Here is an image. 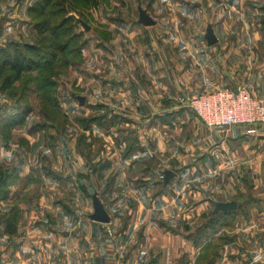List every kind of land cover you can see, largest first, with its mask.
Here are the masks:
<instances>
[{
  "label": "rangeland",
  "instance_id": "1",
  "mask_svg": "<svg viewBox=\"0 0 264 264\" xmlns=\"http://www.w3.org/2000/svg\"><path fill=\"white\" fill-rule=\"evenodd\" d=\"M256 1L54 0L38 16L28 11L34 0H0V48L40 43L55 54L61 42L71 41L66 51L56 52L57 61L48 69L56 84L58 111L44 102L47 92L36 93L27 83L37 72L23 74L8 89L1 88V80L9 69L0 80V124L26 111L22 124L0 132L6 141L0 166L28 172L19 175L12 196L0 198V264H123L149 251H165V264H189L188 256L196 250L186 248L188 244L180 247L178 241L183 234H194L201 222L188 208L194 201L191 182L184 181L182 190L174 174L168 180L173 184L165 188L161 183V171H175L177 153L191 151L187 139L184 147L179 140L188 123L176 120L173 127L161 126L155 112L178 106L194 115L185 97L229 87L211 83L192 90V78L201 70L211 82L221 67L226 69L224 62L216 66L213 57L212 66L208 59L203 66L202 54L209 56L205 50L220 42H243L231 29H258L264 12ZM138 6L155 24L137 23ZM63 18H68L65 28L55 40L51 30ZM209 24L218 37L210 46L204 39ZM254 40L249 34V53L256 56L264 52V42ZM65 60L66 65H59ZM177 62L187 85L181 77L165 76V67ZM241 85L250 88L240 83L235 88ZM79 95L84 96L82 105ZM130 139L134 143L129 148ZM209 174L211 167L201 179ZM162 193L168 209H152ZM93 194L110 217L108 223L89 218ZM13 213L15 225L8 233L2 222ZM186 221L190 225L184 230ZM224 226L216 228L218 234L230 229ZM184 250L189 255L183 257Z\"/></svg>",
  "mask_w": 264,
  "mask_h": 264
},
{
  "label": "crops",
  "instance_id": "2",
  "mask_svg": "<svg viewBox=\"0 0 264 264\" xmlns=\"http://www.w3.org/2000/svg\"><path fill=\"white\" fill-rule=\"evenodd\" d=\"M256 2L255 5L259 6L264 12V0H257ZM257 28L256 30L252 29L251 33H249L248 27L241 28L240 31L231 29L233 35L242 36L244 41L237 44L231 42L230 45L225 46L220 42L218 48L213 46L209 50H205L210 54L209 56L208 54H202L203 66L206 64V59H208V66H210L213 57L216 66L220 67L221 62H224V69H226L221 70L223 68L221 67L218 78L216 77L211 82L206 80L201 70L198 71L192 78L194 79L192 83L195 85L192 90H204L207 88L206 84L211 83L235 88L240 83L249 85L252 93L264 100V52L262 51L263 53L256 56L249 53V34L253 39H256L254 40L256 41L255 44H259L257 42L260 39L264 42V20L261 23L258 22ZM219 41H221L220 38ZM260 45L264 47L263 43H260ZM256 47L258 46L256 45ZM179 66L181 67L179 62L172 66L167 65L164 71L165 76L168 77V80L170 77L175 80L177 77H181L184 84L187 85L188 78L183 77L182 69ZM199 66L201 67V65ZM181 109L178 106H170L155 113L160 116L159 122L158 120L156 122L160 123L161 126L173 127L176 120L181 121L183 124L188 123L185 127L182 126L185 131L182 132L179 140L182 141L181 146L184 147V140L187 139L186 144L191 146V151H187L186 154L177 153L175 159L178 165L175 171L172 169L171 171L175 173V180H178L177 183L180 188L182 186V190L185 187L184 181L188 179L191 182L192 192H189L193 194L192 199L194 201L188 207L189 211L192 215L201 217V224L204 219L203 215L207 213L206 211L213 210L216 202L231 200L236 202V208L232 209L235 210L234 216L226 221L230 226H224L225 228L230 227V229H225V242L214 264H264V255L261 259L254 260L257 254L264 252V134L253 132L248 125H238L233 131L208 127L195 115L184 113ZM185 132H187V135L184 134ZM5 149V143L0 138V161H2L1 155L4 154ZM208 164L213 169V174L206 176V179H201L204 177L206 169H210ZM23 173L19 172V175ZM162 173L163 171H161ZM24 174L26 175L28 172ZM37 179L41 180V176L39 175ZM170 184H173V181L166 186L162 184V187L166 188ZM13 186H10L9 196H12L16 191L12 190ZM144 186V190L147 191L148 185ZM194 189L196 190L194 191ZM163 194L157 201L152 202V209H168L169 202H162ZM179 198V196H176L177 200ZM212 205L213 208L211 209ZM181 206L183 205L181 204ZM164 223H161V226H166ZM186 223L190 225L189 221H186L184 230L188 226ZM181 237V240L178 241L180 247H185L188 244L186 248L196 250L192 258L186 252L187 250H184L183 257L188 254L189 264H195L199 250L205 241L204 238H201L202 243L196 246L187 235L183 234ZM214 237L217 238V235ZM143 255L135 254L133 257H128L127 263H124V261L122 263L165 264L167 254H165V251H162L160 255L152 254L149 251ZM181 256L177 259L178 261H181ZM108 260L110 261V258Z\"/></svg>",
  "mask_w": 264,
  "mask_h": 264
},
{
  "label": "trees",
  "instance_id": "3",
  "mask_svg": "<svg viewBox=\"0 0 264 264\" xmlns=\"http://www.w3.org/2000/svg\"><path fill=\"white\" fill-rule=\"evenodd\" d=\"M54 2V0H34V3L28 8V11L41 16L46 12V9ZM68 18H63L61 20L62 24H59L56 29L51 30L50 34L54 37L55 40H59L61 36V29H64V25L66 24ZM40 25L45 24L44 20H39ZM46 25V24H45ZM46 27V26H44ZM49 30V29H47ZM57 33L59 35H57ZM57 35V36H56ZM71 44V41L61 42L60 46L57 47L53 52L45 51V48L41 46L40 43L33 44H23L22 46L16 44H8L4 47L0 48V80L4 73L5 69H9L10 74H7L1 80V88L8 89L10 85L19 81V79L25 73L29 72H37L38 74L30 76L27 78V83L33 84L36 93L45 92L48 93V97L44 98V102L49 105L55 111H58L59 103L56 97L53 95L55 89V81L52 76L49 74L50 67H52L53 63L57 60H54L56 56V52L59 55L60 53L66 51ZM68 60L62 62V67L66 65ZM25 91L28 88V85L24 86ZM24 91V92H25ZM26 111L17 112V115L12 117L9 122L2 121L0 124V132L6 129L7 131L12 127L22 124L24 121ZM95 120V119H93ZM98 120V119H97ZM87 124L85 125V127ZM0 138L2 139V135L0 133ZM3 140V139H2ZM4 141V140H3ZM6 141H4L5 143ZM134 141L131 143V139L129 142V148L133 145ZM31 176V175H30ZM19 178L18 168L15 166L11 168L0 166V198H6L10 193V186L13 185L17 179ZM163 179V177H162ZM163 183V180L161 181ZM168 182L165 184L167 185ZM14 212L17 211V208H10ZM235 210H228L226 212L219 211L217 213H213L212 210L205 213L203 215L204 222L201 223L194 234L187 235L196 246L200 245L201 238H204V243L202 244L199 255L196 258L195 264H214L216 258L219 256L220 249L225 242V234H218L217 227L224 225H228L226 223L227 220H230L232 216H234ZM16 214L8 215L3 225L6 228L5 231L8 233L12 232V229L15 225ZM188 226H186V229ZM217 235V238L214 236Z\"/></svg>",
  "mask_w": 264,
  "mask_h": 264
},
{
  "label": "built area",
  "instance_id": "4",
  "mask_svg": "<svg viewBox=\"0 0 264 264\" xmlns=\"http://www.w3.org/2000/svg\"><path fill=\"white\" fill-rule=\"evenodd\" d=\"M185 100L189 110L208 127L233 131L238 125H248L253 132L264 134V100L244 85L192 94ZM263 255L264 252L257 254L254 260Z\"/></svg>",
  "mask_w": 264,
  "mask_h": 264
},
{
  "label": "water",
  "instance_id": "5",
  "mask_svg": "<svg viewBox=\"0 0 264 264\" xmlns=\"http://www.w3.org/2000/svg\"><path fill=\"white\" fill-rule=\"evenodd\" d=\"M81 23L85 30L89 29V26L85 22L82 21ZM137 23L144 25V26H149V25L155 24V20L145 9H143L141 6H138ZM204 39L208 46L215 44L218 40L210 24L207 25L206 27ZM77 100H78V103L82 105L84 103V96H81V95L77 96ZM174 174L175 173L173 171L169 169H165L163 171V184H166L168 180L172 176H174ZM92 200H93V212L89 215V218L96 222L108 223L110 221V217L108 216L102 203L98 200L95 194L92 195ZM234 208H236V202L234 200H231L228 202H216L214 204V208L212 212L213 213H217L219 211L226 212Z\"/></svg>",
  "mask_w": 264,
  "mask_h": 264
}]
</instances>
